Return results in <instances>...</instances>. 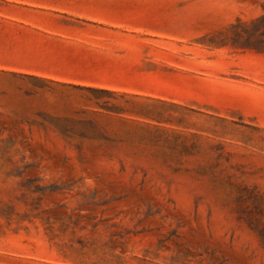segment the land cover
Here are the masks:
<instances>
[{
    "label": "rangeland",
    "instance_id": "rangeland-1",
    "mask_svg": "<svg viewBox=\"0 0 264 264\" xmlns=\"http://www.w3.org/2000/svg\"><path fill=\"white\" fill-rule=\"evenodd\" d=\"M0 264H264V0H0Z\"/></svg>",
    "mask_w": 264,
    "mask_h": 264
}]
</instances>
